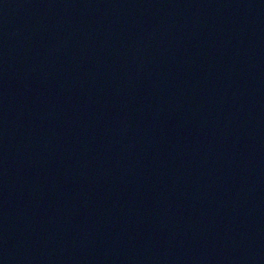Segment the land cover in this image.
Listing matches in <instances>:
<instances>
[{
	"label": "water",
	"instance_id": "1",
	"mask_svg": "<svg viewBox=\"0 0 264 264\" xmlns=\"http://www.w3.org/2000/svg\"><path fill=\"white\" fill-rule=\"evenodd\" d=\"M0 264H264V0H0Z\"/></svg>",
	"mask_w": 264,
	"mask_h": 264
}]
</instances>
